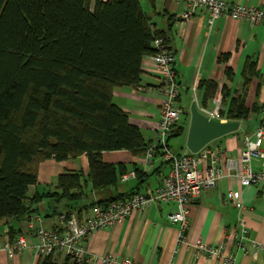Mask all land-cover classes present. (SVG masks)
<instances>
[{
  "label": "crops",
  "instance_id": "0c3cea01",
  "mask_svg": "<svg viewBox=\"0 0 264 264\" xmlns=\"http://www.w3.org/2000/svg\"><path fill=\"white\" fill-rule=\"evenodd\" d=\"M247 6L264 8V0H228ZM150 23L164 31L175 59L174 69L180 85L179 105L184 115L175 129L179 136L180 152H188L186 138L189 128L190 107L204 101L212 104L214 95L222 99L223 120L232 99L242 97L248 110L246 118L239 119L237 130L227 133L209 145L227 156L238 157L246 137L254 139V132L264 118V23L250 24L246 20L235 21L230 17H219L208 25L210 12L201 7L186 18L187 6L176 0H140ZM230 74H226V70ZM215 85L214 90L208 88ZM160 75L150 60L142 61V75L136 86H117L112 93L113 102L125 111L129 121L138 126L146 143L157 136L160 120ZM105 163L123 166L125 172L137 171L127 181L120 178L115 185L93 189L87 180L89 163L81 154L64 161L47 159L38 166L37 183L29 187L28 196L35 197L56 191V182L63 172H78L83 176L82 198L68 203L75 208L80 219L90 213L92 203L127 196L133 191L154 189L168 172V165L159 157L152 163L145 160V153L134 154L129 150L103 151ZM254 171H264V158L252 156ZM232 192L240 209L227 200ZM29 204V200L27 201ZM33 214H39L40 225L53 228L59 225L58 214L64 201L56 197H42L29 204ZM174 202H154L145 211L133 212L130 216L108 228L95 230L87 243L90 257L115 255L129 257L135 264H264V253L253 256L254 243L264 244V185H241L236 176L217 180L212 188L202 190L190 205L189 230L186 243L177 244L179 227L169 221L170 213L176 211ZM57 210V212H56ZM245 221L248 239L246 254H238L233 238L237 230L238 217ZM29 218L0 220V245L10 241V228L15 236L24 235L28 246L9 257L0 250V264H37L34 246L37 243ZM201 239L210 246H220L231 262L205 254L196 256L195 243ZM65 256L56 254L58 264Z\"/></svg>",
  "mask_w": 264,
  "mask_h": 264
},
{
  "label": "trees",
  "instance_id": "16d2710c",
  "mask_svg": "<svg viewBox=\"0 0 264 264\" xmlns=\"http://www.w3.org/2000/svg\"><path fill=\"white\" fill-rule=\"evenodd\" d=\"M155 38L167 40L140 0H0V220L30 219L29 204L45 196L64 201L59 214L75 211L68 203L83 197L78 172L59 174L56 191L29 198L44 160L85 154L87 180L101 189L126 173L105 163L103 151L146 153L149 143L112 93L117 86L138 85L143 59L157 51ZM208 88L212 93L215 85ZM247 115L239 97L224 116ZM178 134L174 129L172 135ZM8 234L10 241L17 237L12 228ZM56 254L38 257L37 264H58ZM62 264L78 263L68 255Z\"/></svg>",
  "mask_w": 264,
  "mask_h": 264
},
{
  "label": "built area",
  "instance_id": "2783aa9c",
  "mask_svg": "<svg viewBox=\"0 0 264 264\" xmlns=\"http://www.w3.org/2000/svg\"><path fill=\"white\" fill-rule=\"evenodd\" d=\"M186 4L185 17H191L194 12L204 7L209 10L208 25L219 17H230L235 21L246 20L252 25L264 23V8L247 6L228 0H176ZM156 52L146 56L154 65L160 75V120L156 138L149 143L145 153V160L152 163L159 157L168 165V172L161 183L154 189L136 191L128 196L107 203L105 206H93L90 213L80 219L76 211H63L58 215L59 225L47 228L39 223L42 217L33 214L28 224L33 229L37 239L34 252L37 257L51 253L71 256L78 264H135L131 258H118L115 255H102L96 258L89 256L87 243L92 233L101 228H108L136 211H145L154 202H174L176 211L169 214L171 223L179 227L177 244L186 243L189 230L190 205L195 201L202 190L215 186L217 180L236 176L241 185H264V171L256 172L251 167L252 156L264 158V118L255 129L254 139L246 137L243 149L238 157L227 156L221 150L204 146L197 153L174 152L169 143L178 120L184 115V109L179 105L180 85L174 69L175 55L167 40L155 38L153 42ZM222 99L214 95L210 106H197L198 111L204 116L225 122L221 112ZM264 114V108H262ZM136 176L135 171H128L121 175V181H127ZM227 200L240 209L232 192L227 195ZM237 230L234 233L238 254H246L248 231L241 214L238 217ZM253 256L259 252L264 253V244L254 243ZM28 246L24 235H18L14 240L0 245V250L5 251L9 257L20 252ZM196 256L205 254L210 257L221 258L224 262L231 259L224 255L220 246H210L201 239L195 243Z\"/></svg>",
  "mask_w": 264,
  "mask_h": 264
},
{
  "label": "water",
  "instance_id": "95a60500",
  "mask_svg": "<svg viewBox=\"0 0 264 264\" xmlns=\"http://www.w3.org/2000/svg\"><path fill=\"white\" fill-rule=\"evenodd\" d=\"M189 128L186 147L191 153H197L211 141L238 129V120L219 121L201 114L195 102L190 107Z\"/></svg>",
  "mask_w": 264,
  "mask_h": 264
},
{
  "label": "rangeland",
  "instance_id": "374dc122",
  "mask_svg": "<svg viewBox=\"0 0 264 264\" xmlns=\"http://www.w3.org/2000/svg\"><path fill=\"white\" fill-rule=\"evenodd\" d=\"M181 119V118H180ZM179 136H177V137H173L172 138V143H171V145H170V147H171V149H172V151H174V152H180L181 151V148L179 149V138H178ZM211 143V142H210ZM209 143V144H210Z\"/></svg>",
  "mask_w": 264,
  "mask_h": 264
}]
</instances>
